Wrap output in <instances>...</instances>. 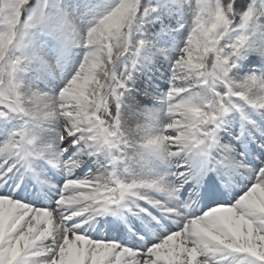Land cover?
I'll return each instance as SVG.
<instances>
[{
  "label": "snow or ice",
  "instance_id": "1",
  "mask_svg": "<svg viewBox=\"0 0 264 264\" xmlns=\"http://www.w3.org/2000/svg\"><path fill=\"white\" fill-rule=\"evenodd\" d=\"M0 264H264V0H0Z\"/></svg>",
  "mask_w": 264,
  "mask_h": 264
}]
</instances>
